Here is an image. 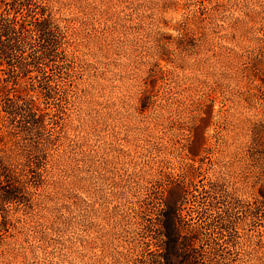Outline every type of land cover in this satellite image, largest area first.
<instances>
[{
    "label": "rangeland",
    "instance_id": "rangeland-1",
    "mask_svg": "<svg viewBox=\"0 0 264 264\" xmlns=\"http://www.w3.org/2000/svg\"><path fill=\"white\" fill-rule=\"evenodd\" d=\"M0 38V264L173 263L174 212L182 263L264 264V0H0Z\"/></svg>",
    "mask_w": 264,
    "mask_h": 264
},
{
    "label": "trees",
    "instance_id": "trees-1",
    "mask_svg": "<svg viewBox=\"0 0 264 264\" xmlns=\"http://www.w3.org/2000/svg\"><path fill=\"white\" fill-rule=\"evenodd\" d=\"M36 22V19H34ZM0 43H3V45H5V47H7L8 44H5L6 42L4 41V39L0 38ZM1 79L4 80V78L2 77ZM8 83H2L0 84V95L2 96L3 94H7V90H8ZM18 91L20 92H24V91H28V89H26V87L24 85H20V87L18 88ZM19 96V95H17ZM5 112H7V109H3ZM12 189H16V190H5V193H3V198L5 201L11 202L15 199H17V194L15 193L18 189V187L12 188ZM164 227V235L166 237V242L168 243V245L166 244L165 246V251H164V257L169 258V260L172 259V256L175 258V260L177 261H173V263H169V264H184L182 263L183 260L179 259V257L181 256L177 250H176V246L178 245V242L180 241V227L178 225V221H177V217L174 214L172 215V217H170L167 222L163 224ZM2 231V230H1ZM168 255V256H167ZM170 255V256H169ZM186 264V263H185ZM187 264H195V263H187Z\"/></svg>",
    "mask_w": 264,
    "mask_h": 264
}]
</instances>
